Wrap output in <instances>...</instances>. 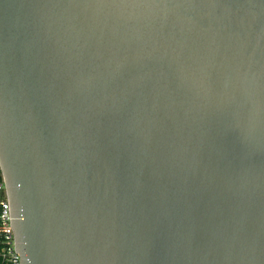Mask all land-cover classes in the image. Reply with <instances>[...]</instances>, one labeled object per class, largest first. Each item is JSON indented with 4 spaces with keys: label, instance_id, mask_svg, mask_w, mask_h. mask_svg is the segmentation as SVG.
<instances>
[{
    "label": "water",
    "instance_id": "water-1",
    "mask_svg": "<svg viewBox=\"0 0 264 264\" xmlns=\"http://www.w3.org/2000/svg\"><path fill=\"white\" fill-rule=\"evenodd\" d=\"M0 172L20 264H264V0H0Z\"/></svg>",
    "mask_w": 264,
    "mask_h": 264
},
{
    "label": "built area",
    "instance_id": "built-area-1",
    "mask_svg": "<svg viewBox=\"0 0 264 264\" xmlns=\"http://www.w3.org/2000/svg\"><path fill=\"white\" fill-rule=\"evenodd\" d=\"M0 256L4 264H20L11 227L10 208L3 179L0 181Z\"/></svg>",
    "mask_w": 264,
    "mask_h": 264
},
{
    "label": "trees",
    "instance_id": "trees-1",
    "mask_svg": "<svg viewBox=\"0 0 264 264\" xmlns=\"http://www.w3.org/2000/svg\"><path fill=\"white\" fill-rule=\"evenodd\" d=\"M1 178H2V176H1V172H0V181H1ZM0 264H4V261H3V259L1 258V256H0Z\"/></svg>",
    "mask_w": 264,
    "mask_h": 264
}]
</instances>
